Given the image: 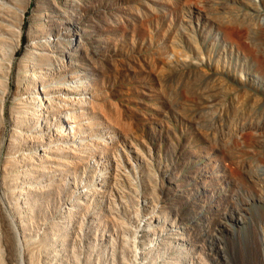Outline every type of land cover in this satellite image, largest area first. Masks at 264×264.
I'll use <instances>...</instances> for the list:
<instances>
[{
    "label": "rangeland",
    "instance_id": "obj_1",
    "mask_svg": "<svg viewBox=\"0 0 264 264\" xmlns=\"http://www.w3.org/2000/svg\"><path fill=\"white\" fill-rule=\"evenodd\" d=\"M52 38L56 58L28 60V44ZM0 59V167L10 156L8 173L19 177L11 186L30 188L7 197L0 183V213L21 248L42 243L33 264H171L183 258L176 230L201 245L206 264H250L249 254L264 264V0H0ZM69 75L99 99L103 117L82 112L84 146L56 150L71 166L40 171L28 161L26 178L18 154L33 153L37 126L52 132L58 117L24 118L35 132L24 141L9 136L10 116H23L19 103L41 83L71 91ZM153 215L152 232L134 245V226ZM152 239L163 243L149 248Z\"/></svg>",
    "mask_w": 264,
    "mask_h": 264
},
{
    "label": "bare ground",
    "instance_id": "obj_2",
    "mask_svg": "<svg viewBox=\"0 0 264 264\" xmlns=\"http://www.w3.org/2000/svg\"><path fill=\"white\" fill-rule=\"evenodd\" d=\"M251 8V7H249ZM253 11V10H251ZM229 19V18H228ZM227 19V20H228ZM260 19V17H259ZM261 23V22H260ZM233 29L232 28H227L225 30L226 36H230L233 33ZM67 45L65 48H63V52L62 54H57L58 56L63 57V61L67 60L72 48L74 47V41H76V33L72 32L69 36H67ZM241 37V36H240ZM59 38H52V39H46L45 44L42 46L39 42H31L30 44L27 45L26 48V55L28 56V60H36L37 62H51L53 60V57L56 58V54L55 52H57L54 49H51V46H55V44L58 42ZM236 44V43H235ZM73 45V46H72ZM232 46V45H231ZM26 56V57H27ZM64 61V62H65ZM3 63L0 59V67H2ZM66 65V64H65ZM43 65H40L38 67L39 71H42L43 69H45V67H42ZM63 67V66H62ZM62 67H57L55 68V70H59ZM31 70V69H30ZM29 73V72H28ZM39 73V72H38ZM51 74V73H50ZM224 75V74H223ZM43 76V75H42ZM76 76H71L69 75V81L68 84H72L73 87H71L72 89H70L71 91H68L69 88L66 87V84L62 85L61 87H59V89L57 91H51L48 90L44 87V84L41 83L40 84V89L38 90H33L32 92L29 93V95H26V97H24V99L22 100L21 104L22 106L19 107V111L16 112L18 114H22L23 116H19V117H11V123L13 122V124L15 125V129H12L11 133H9L10 137H19V138H23V140L28 137H32L34 136L33 134L35 132V146H34V152L33 153H27V152H23L18 154V157L20 158V160L18 159L17 162L21 161L22 165L24 167H28L27 166V162L29 161L32 165V167L36 168L37 170L39 169L40 171H44L45 169H51L52 172L58 171V170H63L66 167L71 166L73 162H62L61 160L54 158V155L56 153V150H59L63 153H72V151L77 148V147H82L84 146L85 143H83L80 140V136H79V125L81 123L80 122V118L84 115V111L87 112V110L91 113V114H95V113H101V116L103 115V110H102V105L100 104L99 99L96 98L95 96H87L85 93V85L82 84V82L80 81L79 78L75 79ZM75 79V80H74ZM49 80V79H48ZM74 80V81H72ZM213 89V88H212ZM211 92V91H209ZM72 95H77L76 98H73V100H71V98L73 97ZM243 99V98H242ZM214 101V100H213ZM107 102V101H105ZM212 102V101H211ZM262 105L264 104V100L261 102ZM109 104V102H108ZM239 104V102L237 103ZM260 105V106H262ZM237 106V105H236ZM239 106V105H238ZM264 106V105H263ZM113 107V105H112ZM250 107V106H249ZM240 108V107H239ZM249 109V108H248ZM76 112V111H79ZM247 110V109H246ZM258 110V109H257ZM12 112V111H11ZM0 113H1V108H0ZM50 113V115H56L58 118H56V124L58 126L54 127L52 130V132H48L46 127L41 125V127L37 126L36 131H30V129L26 128V127H22L20 125H22V121H24V118L30 120V122H33L34 120H38L40 117H42L44 114ZM247 113V111H246ZM12 114V113H10ZM16 115V114H15ZM115 115V114H114ZM103 117V116H102ZM250 117V116H249ZM260 120L262 121V124L264 123V113H261L259 115ZM104 119V118H103ZM105 120V119H104ZM115 120V119H113ZM108 121V120H106ZM105 121V122H106ZM85 122V121H84ZM42 124V123H41ZM111 125V123H110ZM113 125V124H112ZM52 127V126H51ZM115 127V126H114ZM23 128L26 129L27 133H23L22 131H20L19 129ZM30 128V127H29ZM18 129V130H16ZM117 129V128H116ZM239 129V128H238ZM120 131V129H118ZM117 130V131H118ZM252 130V129H251ZM1 131V130H0ZM4 131V130H3ZM240 131V129H239ZM121 132V131H120ZM60 134H64L67 138L65 140L64 146L60 147L56 140ZM128 134V133H127ZM260 132H257V136H259ZM117 135V134H116ZM233 135V134H232ZM237 135V134H236ZM240 135V134H239ZM7 136V135H6ZM65 136H63L65 138ZM68 139H70V143H68ZM124 139V138H123ZM263 139V138H262ZM261 139V140H262ZM119 140V139H118ZM25 141V140H24ZM23 141V142H24ZM8 145H6V149L10 150L11 145L13 144L12 141L8 140ZM55 144V145H54ZM228 145V144H227ZM1 146V145H0ZM5 147V146H4ZM221 148V147H220ZM222 150L225 148H221ZM79 150V149H78ZM75 156V155H73ZM227 156V155H226ZM137 157V154L135 156V158ZM249 158V157H248ZM2 159V158H1ZM11 157L8 155H5V157L3 158L1 167H0V183L7 188L5 191L6 196H10L11 194H21L23 192H27L28 190H30V188H28L27 186L23 187V189H25V191L23 190H16L13 186H11V184H14L12 182L16 181V179H18L19 177L16 175H10L8 173V167H10L11 164ZM94 161V159H93ZM131 161V160H130ZM139 161V160H138ZM257 161V160H256ZM26 162V163H25ZM102 162V161H101ZM112 162V161H111ZM140 162V161H139ZM25 163V164H24ZM106 163V162H105ZM244 163V162H243ZM93 164V163H92ZM108 164V163H106ZM135 164V163H134ZM22 166V167H23ZM237 166V165H236ZM246 166V165H245ZM114 167V166H113ZM250 167V166H249ZM221 168V167H220ZM25 172H24V177H29V167L25 168ZM95 169V168H94ZM250 169V168H249ZM97 170V168H96ZM248 170V169H247ZM21 171V170H20ZM27 172V173H26ZM161 172V171H160ZM22 173V172H21ZM257 173V172H256ZM246 174V173H245ZM249 174V172H248ZM260 174L264 177V167L260 170ZM81 175V174H80ZM110 176V174H109ZM128 176V175H127ZM218 176V175H217ZM260 176V175H259ZM23 177V178H24ZM207 177V176H206ZM261 178L262 180H264V178ZM100 178V177H99ZM110 178V177H109ZM260 178V177H259ZM21 180V179H20ZM79 180V179H78ZM84 180V179H83ZM106 180V179H105ZM110 180V179H109ZM101 181V180H100ZM133 181V180H132ZM165 181V180H164ZM258 181V180H257ZM0 184V185H1ZM82 184V183H81ZM225 184V183H224ZM228 184V183H227ZM260 184V183H259ZM79 186V185H78ZM3 187V188H4ZM103 187V186H102ZM112 187V186H111ZM81 188V187H80ZM101 188V187H100ZM236 188V187H235ZM256 188V187H255ZM203 190V189H202ZM82 191V190H80ZM99 191V190H98ZM84 192V190H83ZM239 192V191H238ZM1 193V192H0ZM81 193V192H80ZM112 194V193H110ZM251 194V193H250ZM94 195V194H93ZM87 196V195H86ZM91 196V195H90ZM101 196V195H100ZM109 196V194H108ZM235 196V195H234ZM1 197V196H0ZM82 197V196H79ZM107 197V196H106ZM123 197V196H122ZM141 197V196H140ZM101 198V197H100ZM1 199V198H0ZM88 199V198H87ZM97 200V199H96ZM106 200V199H105ZM111 200V199H110ZM137 200V199H136ZM231 200V199H230ZM5 201V200H4ZM13 201V200H12ZM83 201V200H81ZM108 201V200H106ZM143 201V200H142ZM65 202V201H64ZM114 202V201H113ZM112 202V203H113ZM138 202V201H137ZM249 202V201H248ZM258 202L264 203V196H259ZM2 203V202H1ZM5 203V202H4ZM108 203V202H107ZM250 203V202H249ZM67 204V203H66ZM144 204V203H143ZM113 205V204H112ZM248 205V204H247ZM246 205V206H247ZM1 206V205H0ZM107 206V205H106ZM2 207V206H1ZM107 208V207H106ZM245 208V207H244ZM253 209V207H251ZM5 209V208H4ZM117 209V208H116ZM86 210V209H85ZM89 210V209H88ZM254 210V209H253ZM259 210V209H258ZM2 211V208H1ZM0 211V212H1ZM66 211V210H65ZM238 213L240 210H237ZM62 212V211H61ZM255 212V211H254ZM260 212V211H259ZM6 213V212H5ZM71 213V211L69 210L67 212V214ZM73 213V212H72ZM75 213V212H74ZM237 213V212H236ZM23 214V213H22ZM90 214V215H88ZM24 215V214H23ZM94 215V213H89L86 212L85 214H83V219L87 220L86 223H90L89 225H91V223L94 222V218H92V216ZM241 215V214H239ZM248 215V214H247ZM6 215L0 213V227L2 228V234L0 236V239L2 240V246L0 245V264H25L24 260L22 259V254L24 257H26V263L27 264H33L32 261L35 260V258H33L34 255H36V249L37 247L34 246H39L41 244H35L32 245L31 247H29L26 243V241L20 242L23 243V246H25L24 248H21L19 246V243L15 242V237L14 234L12 232H9L8 230V221H6L5 217ZM8 216V214H7ZM131 216V215H130ZM138 216V215H137ZM145 216V215H144ZM242 216V215H241ZM245 216V214L243 215ZM61 217V216H60ZM89 219H88V218ZM91 217V219H90ZM143 217V216H142ZM9 218V217H8ZM7 218V219H8ZM62 218V217H61ZM87 218V219H85ZM146 219H142L139 220V222L136 223V226H134L133 228V235L131 234V242L135 243L138 242L137 240H139L138 238H144L145 237V233H147L149 230L151 231L152 229H149L148 227L151 225L150 222L151 220L157 219V217L155 218V216H151V217H145ZM245 218L247 219V222H250V219L248 218V216H245ZM69 218L67 217L66 221ZM83 219H81L79 222L84 221ZM111 219V218H110ZM236 218L231 217L232 221H235ZM242 220V219H241ZM109 221V220H108ZM243 221V220H242ZM241 221V222H242ZM246 221V220H244ZM239 222V221H238ZM63 224V223H62ZM224 223H222L223 225ZM60 225V224H59ZM75 225L78 226V224L75 222ZM226 225V224H225ZM62 226V225H61ZM125 226V225H124ZM152 226V225H151ZM227 226V225H226ZM89 227V226H87ZM180 227V226H179ZM67 228V227H66ZM173 228V227H172ZM182 228V227H181ZM132 230V229H131ZM172 230V229H171ZM174 231V230H173ZM18 232V231H16ZM20 232V231H19ZM78 232V231H77ZM152 232V231H151ZM183 232V231H182ZM233 232V231H232ZM114 233V232H113ZM150 233V232H149ZM127 234V233H126ZM151 234V233H150ZM177 234V235H175ZM20 235V234H19ZM111 235V234H110ZM109 235V236H110ZM122 235V234H121ZM124 235V234H123ZM173 235L176 236L174 239H176V243L179 244V246H181V249L183 251H181L180 253L181 256L183 257L182 260H178L175 259V261H173V263L171 264H180L182 261V264H206L204 262V260L202 259V256L200 255V249H201V245H198L196 243H190L184 236V234L181 233V231L176 230L175 232H173ZM247 235V234H246ZM18 236V235H17ZM94 236V235H93ZM245 236V235H244ZM40 237V236H39ZM74 237V236H73ZM126 237V236H125ZM124 237V238H125ZM75 238V237H74ZM122 239V242L125 243V239ZM156 238V237H155ZM9 239L12 241L11 243L15 244V250L14 253L11 252V248L8 247L7 243L9 242ZM64 239V238H63ZM143 239V240H144ZM142 240V243H143ZM210 240V239H209ZM8 241V242H7ZM34 241V240H33ZM37 241V240H36ZM35 241V242H36ZM59 241V239H58ZM149 248H153V246H156V244H161L163 242L157 240L155 241V239L149 240ZM153 241H155L153 243ZM19 242V240H18ZM127 242V241H126ZM141 242V241H139ZM215 240L212 238L208 244L214 245L215 244ZM247 242V241H246ZM245 242V243H246ZM34 243V242H33ZM40 243V242H39ZM128 243V242H127ZM13 244V245H14ZM137 244V243H136ZM140 244V243H139ZM151 244H154L153 246ZM247 245V244H245ZM10 246V245H9ZM12 246V245H11ZM28 246V247H26ZM137 246V245H136ZM261 246V245H260ZM215 247V245H214ZM36 248V249H35ZM136 248V247H135ZM147 249V252L150 249ZM219 248V247H217ZM215 247V249H217ZM247 248V247H246ZM11 249V250H10ZM35 249V250H34ZM214 249V250H215ZM25 250L26 255H24L23 251ZM144 250V248H143ZM210 251L212 250L209 249ZM139 251V250H138ZM137 249L133 250L132 252H134L135 254H138ZM247 251V250H246ZM34 252L36 254H34ZM39 252V251H38ZM140 252V251H139ZM146 252V253H147ZM34 254V255H33ZM145 256V253H142ZM212 253L209 254V256H211ZM245 255V254H244ZM136 258V257H135ZM249 262L250 264H257L254 261V257H252L249 254ZM247 258V259H248ZM261 259H263V252L261 251ZM34 259V260H33ZM38 259V258H37ZM48 259V258H47ZM146 259V257H145ZM162 262V261H161ZM36 264V262H34ZM38 263V261H37ZM264 263V261L262 262ZM161 264H169V263H165L162 262ZM260 264V263H258Z\"/></svg>",
    "mask_w": 264,
    "mask_h": 264
}]
</instances>
